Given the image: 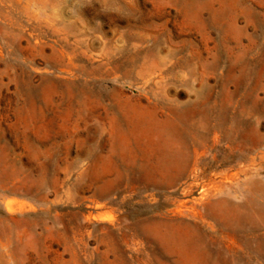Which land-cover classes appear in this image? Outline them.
I'll return each mask as SVG.
<instances>
[{
	"label": "rangeland",
	"instance_id": "obj_1",
	"mask_svg": "<svg viewBox=\"0 0 264 264\" xmlns=\"http://www.w3.org/2000/svg\"><path fill=\"white\" fill-rule=\"evenodd\" d=\"M0 264H264V0H0Z\"/></svg>",
	"mask_w": 264,
	"mask_h": 264
}]
</instances>
